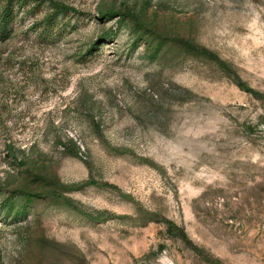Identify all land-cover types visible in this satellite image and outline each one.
<instances>
[{
    "label": "rangeland",
    "instance_id": "obj_1",
    "mask_svg": "<svg viewBox=\"0 0 264 264\" xmlns=\"http://www.w3.org/2000/svg\"><path fill=\"white\" fill-rule=\"evenodd\" d=\"M24 1L0 41V264H264V0Z\"/></svg>",
    "mask_w": 264,
    "mask_h": 264
},
{
    "label": "trees",
    "instance_id": "obj_2",
    "mask_svg": "<svg viewBox=\"0 0 264 264\" xmlns=\"http://www.w3.org/2000/svg\"><path fill=\"white\" fill-rule=\"evenodd\" d=\"M24 0H0V41L5 40L11 31V22L14 19L15 15V9L17 6L21 5ZM49 7L51 8V15H58V14H64L66 11V6L56 0H49ZM108 16H112L113 13L109 12L107 13ZM182 43L190 50H193L207 59L215 62L218 66L222 68V70L229 76V78L234 82V84L241 90L251 93L253 95H257L258 93L253 91L251 88L244 85V83L239 79V77L233 72L230 71L226 64L221 61L216 55L208 51L207 49L203 47H196L192 44H189L185 41H182ZM264 100V97H263ZM55 196L59 197L65 204L70 203L67 201L65 197L62 195L54 194ZM166 230L169 234H173V232H178L177 234L183 235L182 230L177 227L174 223L171 221H165Z\"/></svg>",
    "mask_w": 264,
    "mask_h": 264
}]
</instances>
